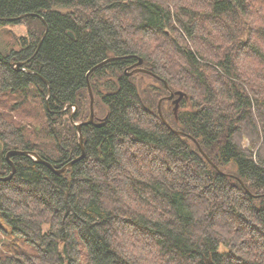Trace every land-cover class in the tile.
<instances>
[{
	"label": "trees",
	"instance_id": "1",
	"mask_svg": "<svg viewBox=\"0 0 264 264\" xmlns=\"http://www.w3.org/2000/svg\"><path fill=\"white\" fill-rule=\"evenodd\" d=\"M0 21L27 26L0 54V176L11 149L79 156L66 107L88 120L90 84L95 109L65 172L12 157L0 264H264V0H0Z\"/></svg>",
	"mask_w": 264,
	"mask_h": 264
},
{
	"label": "water",
	"instance_id": "2",
	"mask_svg": "<svg viewBox=\"0 0 264 264\" xmlns=\"http://www.w3.org/2000/svg\"><path fill=\"white\" fill-rule=\"evenodd\" d=\"M30 14H33V13H24L22 15H20L19 17H14V18H4L3 20H7V21H14V20H17V19H22L23 17L25 16H28ZM41 18H43L41 15L39 14H35ZM48 31V26L46 25V31L45 33L43 34L42 36V39L44 38V36L46 35ZM69 34L71 36H74L73 33L70 31ZM118 58H121V57H115V56H112V57H109L105 60H103L102 62L96 64L95 66H93L89 71H88V74L87 76L89 77L90 73L96 69L97 67H99L100 65L104 64V63H107L109 61H112V60H115V59H118ZM143 64V59L140 58L135 64H133L131 67H129L128 69L125 70V73L126 74H133L135 72H146V73H149L150 71H148L147 69H144L143 67H141V65ZM24 65V62L20 61V62H17L16 63V69H22V70H25L26 72H29V73H33L32 70L30 69H26V68H23L22 66ZM134 67L130 72H129V69ZM166 86L167 88L168 85L166 83ZM170 91V94L169 96H167L166 98L168 99H174L173 102L175 104V111L178 110V107H179V103L181 101V99L185 96V93L183 91H176V92H173L169 89ZM89 93H90V98H91V114H90V117L88 120L86 121H74L73 119V116H74V113L77 109L76 105H72V104H68L66 108H69L71 106H73V112L71 114V119L73 121V123L75 124L77 130H78V134H79V145H80V148H81V154L79 156H77L76 158L72 159L70 162H68L67 164H65L63 167L61 168H55L53 166V164L43 158H41L39 156V154H37L35 151H31V150H19V149H11L7 152L6 154V159L8 160V162L10 163L11 167H12V171L10 172L9 175L7 176H0V180H9L13 177V175L15 174L16 172V166L12 160V157L15 156V155H24V156H28L34 160H36L37 162H40V163H43L45 164L46 166H48L53 172H55L56 174H61L63 172H65L67 169L71 168L76 162H78L79 160L83 159L85 157V147H84V143H83V133H82V126L84 124H87V123H93L94 120H95V109H94V93H93V90H92V87L91 85L89 84ZM175 96H177L175 98ZM161 101L159 102V113L161 115V118L162 120L167 124V126L171 127L170 124L166 121V119L164 118L163 116V113H162V109H161ZM172 128V127H171ZM172 130L174 132H177V133H180V134H184L182 131H179V130H175L172 128ZM203 152V151H202ZM205 154V153H204ZM205 156H207L205 154ZM207 159L212 163L211 159L209 157H207ZM213 164V163H212ZM214 165V164H213ZM216 166V165H214ZM217 167V166H216ZM208 264H216L214 262H209Z\"/></svg>",
	"mask_w": 264,
	"mask_h": 264
},
{
	"label": "rangeland",
	"instance_id": "3",
	"mask_svg": "<svg viewBox=\"0 0 264 264\" xmlns=\"http://www.w3.org/2000/svg\"><path fill=\"white\" fill-rule=\"evenodd\" d=\"M27 35V26L24 25V23L20 22H6L3 23L0 21V54H7L11 52L13 49L18 50L21 48V38ZM5 100H10L11 102L14 100L12 96L10 95H4L1 97ZM26 106H28L27 110L30 112L31 117L34 118V121L38 120V114L40 116L41 111V104L39 98L34 94V96H31L27 102L25 103ZM21 114H24L20 111ZM5 222H3L4 224ZM6 227V225L4 224ZM4 227V228H5ZM22 240V239H21ZM21 240H17L16 245L22 249H30L33 251V249L24 243ZM11 242L10 234L9 232H1L0 231V246H3L5 248V243Z\"/></svg>",
	"mask_w": 264,
	"mask_h": 264
}]
</instances>
